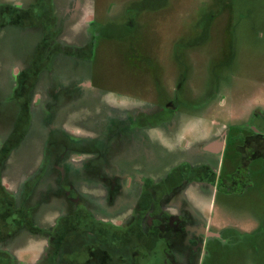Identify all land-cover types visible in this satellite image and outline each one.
<instances>
[{
	"label": "flooded vegetation",
	"instance_id": "obj_1",
	"mask_svg": "<svg viewBox=\"0 0 264 264\" xmlns=\"http://www.w3.org/2000/svg\"><path fill=\"white\" fill-rule=\"evenodd\" d=\"M60 2H0V33L14 25L39 34L31 58L13 75L10 100L18 114L11 133L0 140V264H205L212 254L230 248L232 235H251V229L227 223L237 222L236 217L209 211L238 209L235 199L256 189L253 168L263 163L264 170V107L248 106L226 114L225 121L209 120L220 94L219 78L209 92L190 86V61H201L191 55L209 42L212 24L224 11L203 26L204 43L172 49L171 63L185 66L168 81L160 78L161 58L152 44L129 42L122 59L127 91L145 99L124 103L117 98L116 105L103 96L120 92L97 87L100 105L79 113L97 119L87 128L75 124L77 132L52 130L60 135L56 154L43 142L36 172L13 186L5 166L29 132L41 73L64 56L94 60L100 39L110 38L105 24L91 20L86 42L60 41L65 8ZM135 22L121 37L139 33L142 24L137 17ZM215 68L212 64L209 70L216 74ZM128 141L136 143L131 152ZM259 175L264 179L263 172Z\"/></svg>",
	"mask_w": 264,
	"mask_h": 264
},
{
	"label": "rangeland",
	"instance_id": "obj_2",
	"mask_svg": "<svg viewBox=\"0 0 264 264\" xmlns=\"http://www.w3.org/2000/svg\"><path fill=\"white\" fill-rule=\"evenodd\" d=\"M10 1L22 0H0ZM60 3L65 7L62 10L60 41L65 44L86 42L91 20L105 24V32L110 38L100 39L101 45L94 60L79 62L64 56L51 63V69L41 73L32 94L34 114L29 132L25 140L12 151L5 166L6 176L14 181L13 185L8 179V185L22 184L21 181L36 172L45 142L51 144L50 153L56 154L60 147L57 141L60 135L51 133L52 130L77 132L73 130L75 124L87 128L89 122L97 119L96 115L79 114L89 107L100 105L102 97L97 87L120 92L121 97L118 94L116 97L103 96V99L116 105L121 101L117 98H123L124 103L134 98L145 99L139 92L127 91L122 59L129 42L152 44L161 58L163 70L160 78L168 81L178 70L181 73L185 66H179L177 60H174L175 65L171 63L174 57L172 49L181 43H204L203 26L208 25L212 15L222 11L224 13L219 15L218 23L212 24L214 30L211 31L209 42L199 46L198 51L191 55L201 61H190V86L196 88L197 93L203 90L209 92L213 90L212 85L216 88L219 78L220 94L212 105L218 110L214 108L210 111L209 120L219 118L225 121L228 113L237 110L242 112L248 106L264 107V0H61ZM136 17L142 24L139 33H135L134 38H131L132 35L121 37L136 24ZM8 18L9 15L5 13L4 19ZM51 22L53 25V19ZM217 26L224 29L222 33ZM235 29L238 35L232 36ZM38 37L37 30L14 25L6 26L0 33V140L11 133L13 120L18 114L17 105L10 100L16 85L13 75L21 63L25 64L24 60L31 58ZM220 63L227 64L222 68L217 66ZM212 64H216V74L209 70ZM71 78L77 80L81 87H73ZM131 141L126 142L130 152L134 149L131 145H136ZM253 171L258 185L254 192L251 190L252 194L248 192L246 197L235 199L240 205L238 209L209 211L210 215L234 216L237 222L231 220L227 222L229 225L235 224L237 229H251L253 232L244 237L232 235L230 248L218 256L212 254L205 264H264V179L259 175L264 173L263 163H257ZM219 225L218 228L221 227Z\"/></svg>",
	"mask_w": 264,
	"mask_h": 264
},
{
	"label": "trees",
	"instance_id": "obj_3",
	"mask_svg": "<svg viewBox=\"0 0 264 264\" xmlns=\"http://www.w3.org/2000/svg\"><path fill=\"white\" fill-rule=\"evenodd\" d=\"M159 7H160V5H159Z\"/></svg>",
	"mask_w": 264,
	"mask_h": 264
}]
</instances>
